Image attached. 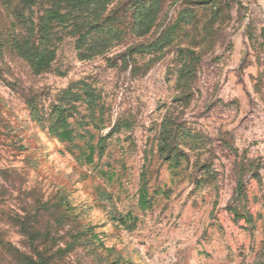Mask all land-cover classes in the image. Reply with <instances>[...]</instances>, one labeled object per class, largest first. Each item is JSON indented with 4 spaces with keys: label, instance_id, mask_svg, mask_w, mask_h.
I'll use <instances>...</instances> for the list:
<instances>
[{
    "label": "rangeland",
    "instance_id": "obj_1",
    "mask_svg": "<svg viewBox=\"0 0 264 264\" xmlns=\"http://www.w3.org/2000/svg\"><path fill=\"white\" fill-rule=\"evenodd\" d=\"M138 3L84 55L40 36L45 1L0 0V264H264V0H159L145 35Z\"/></svg>",
    "mask_w": 264,
    "mask_h": 264
},
{
    "label": "trees",
    "instance_id": "obj_2",
    "mask_svg": "<svg viewBox=\"0 0 264 264\" xmlns=\"http://www.w3.org/2000/svg\"><path fill=\"white\" fill-rule=\"evenodd\" d=\"M22 1L30 6L42 4L45 1L48 6H46L43 14L38 19L41 24L40 36L48 38L54 33L55 28L63 26V29H66L68 33L78 36L77 44L79 49L82 48L81 45H86L87 48L82 52L84 55L95 53L101 47L102 49L107 48L114 41L121 39L125 32V25L124 28L122 27L125 23V16L117 11L119 9H111L108 12L112 0ZM146 1L140 0V3L137 4L139 6L133 12L134 24H132V29L137 32V35H145L151 29L156 16L157 8L153 3L159 0H154L150 8H144ZM120 11L122 12L123 10L120 9ZM106 12L108 13L106 14ZM169 40L170 35L167 33L163 39L148 45H145V43L136 44L128 48L121 55V58H125L127 55L131 57L135 52L141 53L144 51L155 55L158 50H162L166 45H169ZM177 52V59L180 63L177 72V88L180 95L176 96V99L187 102L194 94L195 84L198 79V66L196 65L199 63L201 54L191 47H180ZM259 80H262L261 76ZM167 145H160V150L166 153L172 152L174 146ZM167 156L171 157L173 155L170 153Z\"/></svg>",
    "mask_w": 264,
    "mask_h": 264
}]
</instances>
